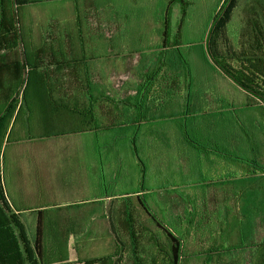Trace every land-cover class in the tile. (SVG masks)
Instances as JSON below:
<instances>
[{
	"label": "crops",
	"instance_id": "obj_1",
	"mask_svg": "<svg viewBox=\"0 0 264 264\" xmlns=\"http://www.w3.org/2000/svg\"><path fill=\"white\" fill-rule=\"evenodd\" d=\"M68 1L18 7L28 62L24 78H29L27 88L32 91L24 102L20 100L21 123L14 136L19 142L13 146L36 143L37 160L22 164L31 182L40 183L42 176L45 184L68 186L62 188L75 198L66 205L30 206L24 192L7 194L6 201L22 225L30 224L35 231V215L42 210L46 232L49 216L68 217L67 223L51 222L57 232L100 233L97 226L105 225L111 240L112 218L125 209L120 200L149 198L176 225H186L184 217L195 203L198 224L205 232L236 233L242 210L251 215V203L261 202L256 231L264 241V173L254 174L251 166L237 161L239 156L264 167V118L253 106L256 100L225 77L190 81L189 60L183 58L194 55L174 40L169 43L171 21L164 14L154 15L156 0ZM211 24L197 52L204 64L195 70L215 76L221 73L209 57ZM179 32L174 27L173 33ZM225 52L218 49L220 55ZM238 115L252 129L250 135L244 136L232 124ZM35 129L36 134L30 132ZM54 150L71 156L62 164L43 159L42 154ZM125 152L130 153L128 164ZM109 185L114 189L109 191ZM118 185L131 188L118 195ZM92 187L97 188L96 197L81 194ZM94 203L101 209L93 210L89 205ZM64 208L69 212L51 214ZM21 215L34 219L27 222ZM247 223L240 220V230L246 231ZM236 255V251L233 257L221 254L219 263L235 261Z\"/></svg>",
	"mask_w": 264,
	"mask_h": 264
},
{
	"label": "trees",
	"instance_id": "obj_2",
	"mask_svg": "<svg viewBox=\"0 0 264 264\" xmlns=\"http://www.w3.org/2000/svg\"><path fill=\"white\" fill-rule=\"evenodd\" d=\"M36 3L33 0H0V264L66 262H51L46 258L42 210L36 212L34 236L29 239L18 214L6 201L7 190L1 171L6 148L19 142L13 135L15 127L21 123L20 100L24 102L32 91L27 88L29 78L23 77L28 62L20 46L23 26L18 7ZM173 3H179L181 7L180 28L186 17L187 4L183 0H169L164 13L166 19ZM164 34L167 35V28ZM207 44L212 65L256 100L253 106L264 118V0H224L212 20ZM220 48L226 50L225 55L218 53ZM23 84L25 88L21 87ZM237 161L251 166L254 174L264 173V167L259 162L256 164V160L252 162L238 156ZM136 201L138 205L132 207L128 200L124 212L112 218L113 253L79 263L191 264L199 260L202 264H264V241L259 240L260 234L256 231V224L261 220V202L251 203V215L242 210L236 233H209L198 224L194 202L192 210L184 217L186 225L179 226L172 218L167 219L163 210L157 215L149 212L145 200ZM141 211L143 217L139 218L137 214ZM240 220L248 221L246 231L240 230ZM234 251L237 252L235 261L219 263L221 254L233 257Z\"/></svg>",
	"mask_w": 264,
	"mask_h": 264
},
{
	"label": "rangeland",
	"instance_id": "obj_3",
	"mask_svg": "<svg viewBox=\"0 0 264 264\" xmlns=\"http://www.w3.org/2000/svg\"><path fill=\"white\" fill-rule=\"evenodd\" d=\"M33 1H36L37 2L36 4H69L68 0H33ZM124 1L110 0V4H123ZM184 1L187 4L186 17L184 22L181 24V27L179 28L180 32L178 36L173 33V30L174 27H176V29L178 28L179 26L178 24L181 19V7L179 3H175V4L173 3V5L170 7L168 11V16L171 21L170 33H172L170 34L169 37L170 38L169 43H171L174 40V43L178 42L180 44L181 46L180 49H182L185 53H187L188 50H189L188 52L193 53L194 57H188V59L183 58L187 62L189 60L188 65H189L190 81H196L201 79L202 77L203 79H208V80H214V79L216 81L225 80L223 79L224 77L221 74L213 76L211 71H206L204 69L203 71L195 70V68L201 67L204 64L199 54H197V52L199 53L200 50H202V47L204 46L205 43L206 29L209 28V24L211 23L214 16L218 13L222 3L219 4L218 0H184ZM154 4H156L153 10L154 15L160 16L161 14L165 13L166 4H168V0H156ZM20 46L21 48H23L22 42ZM23 77H25V75H23ZM236 97L240 99L239 95H237ZM235 117H234L235 122H232V124L236 125L239 131L244 132L243 133L244 136L245 134L250 135L252 129L249 128L248 123H245L237 119L239 115ZM33 125L34 124H32V127H35ZM36 131L37 130L35 129V130H31L30 132L35 133ZM250 138L251 137H249L248 139L250 140ZM252 141L253 142L256 141L255 135L253 136ZM45 153L46 154H42L44 160L49 162L60 161L61 164L65 163V160H67L66 158L69 159V157L71 156V154L69 156L68 152H64L60 150H54ZM129 154L130 153L128 152H125V154H123L124 155L123 159H125V162L127 164L128 161H130ZM37 156L38 153L36 150V143H25L18 147L16 145L14 146L9 145L6 148L4 161H1V171L3 175L2 177L5 182L7 194L21 195L22 192H24L27 195L25 196L26 199L25 202L27 203V205L30 206H34L38 204L66 205V203H69V201L75 199L71 197L68 191H65L68 188V186H62L65 187L66 188L65 189L62 187L59 188L45 184L44 181H46L47 179L43 178L42 176L40 183H38V180H36L35 182L34 181L31 182L32 177L28 174V170L22 168L23 166L22 164L28 162L29 160H34V159L37 160ZM98 181L100 182V180ZM16 183L17 184L19 183V186H16L17 185ZM29 183L31 186L29 185ZM109 186H110L109 191L111 189L112 190L114 189L113 185H109ZM122 188L123 186L118 185L116 187L115 193H118L119 195L124 190L129 191L131 187L129 185L128 186L125 185L124 190ZM81 194L84 197L89 198V197H96L98 192L96 187H94V189L92 187V191L88 190V192L85 193L84 190H82ZM120 201L123 204L128 203V200L126 199L124 200L121 199ZM131 202L137 204L135 198L134 201L132 198ZM103 203L105 206L107 205L110 206L113 204L112 202H103ZM145 203L144 204L146 205L147 209L149 208L150 210L155 211L157 215H160L159 214L160 208L158 205H155V202H153L148 198ZM89 206H92L93 210H100L102 205L100 203H94ZM58 212L66 214L69 211L67 208H64V209L52 211L51 214H56ZM142 217L143 215L141 214L139 218ZM21 218L23 220L28 219L27 222L29 220L34 219L33 217H26L24 215H21ZM48 220H50V225L46 232V238H45L46 258L48 261L50 260L51 262H57V263L61 261L62 262L66 261L64 264H77V262H83L86 259L97 257L102 254H110L113 251L112 243L110 237H108L109 234L106 232L105 225L102 228L99 225L97 226V229L100 231V233L88 232V233L72 234L65 231L59 233L56 231L58 227L54 225L55 223H51V222L61 220L67 223L69 218L49 216ZM97 220L100 221V218H97ZM25 229L29 239L32 240L34 236V228L31 227L30 224H28ZM63 229L67 230L68 226H64ZM87 229L91 231V227L87 226ZM91 237L94 238V241L91 239ZM194 264L197 263L195 262Z\"/></svg>",
	"mask_w": 264,
	"mask_h": 264
}]
</instances>
